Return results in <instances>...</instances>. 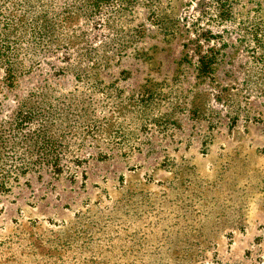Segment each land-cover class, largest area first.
I'll use <instances>...</instances> for the list:
<instances>
[{
    "label": "rangeland",
    "instance_id": "1",
    "mask_svg": "<svg viewBox=\"0 0 264 264\" xmlns=\"http://www.w3.org/2000/svg\"><path fill=\"white\" fill-rule=\"evenodd\" d=\"M0 264H264V0H0Z\"/></svg>",
    "mask_w": 264,
    "mask_h": 264
},
{
    "label": "trees",
    "instance_id": "2",
    "mask_svg": "<svg viewBox=\"0 0 264 264\" xmlns=\"http://www.w3.org/2000/svg\"><path fill=\"white\" fill-rule=\"evenodd\" d=\"M205 58H201V64H204ZM208 65H206V73L210 72V70L207 68ZM200 72L203 74L205 72L204 69L200 68Z\"/></svg>",
    "mask_w": 264,
    "mask_h": 264
}]
</instances>
